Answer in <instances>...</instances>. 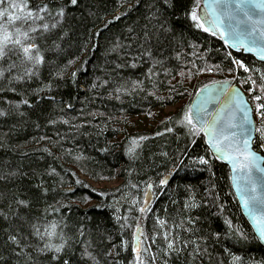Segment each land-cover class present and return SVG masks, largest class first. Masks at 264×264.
<instances>
[{
  "label": "trees",
  "instance_id": "16d2710c",
  "mask_svg": "<svg viewBox=\"0 0 264 264\" xmlns=\"http://www.w3.org/2000/svg\"><path fill=\"white\" fill-rule=\"evenodd\" d=\"M152 2L153 0H140L139 3L137 0H127L126 3H122V0H81L78 7H70V15L64 25V31H67L68 35L62 42L63 51L58 54L57 61L61 67L67 65L69 60L74 63L67 66L66 75L62 80L55 81L58 87L49 93L54 95L56 100L30 97L37 106L32 109L24 106V117L13 115L0 118V142L6 145L0 148V174L18 168L44 169L48 166L56 168L59 173V176H45L50 187L54 189L48 194L47 202H59L69 207L60 208V212L53 213L49 219H59L61 216L66 218L68 227L65 232L74 237L69 241V258L72 264H93L87 257L82 256L89 242L91 246L88 250L96 255L100 264H129L132 260L130 246L127 250L111 247L112 244H119L122 239L120 224L114 215L115 208H120L118 214L121 216H140L135 210L132 213L126 212L127 208L133 207L130 204L133 196L139 194L142 202L146 182L158 183L159 179L172 169L173 164L178 163L180 157L177 155V149L184 146L185 130L179 125L169 124L168 118L181 114L202 85L214 79L232 78L242 87L253 108L255 106V101L251 100L253 93L247 91L250 82L240 81H246L251 75L259 82V74L244 72L243 69L228 70L236 66L231 63V57L227 56L230 51L223 41L195 28L191 21L184 17L183 12L191 7L192 0H175V8L168 13L175 32L168 35L163 46L157 44L155 39L144 45L150 47L155 56L164 60V67L170 70L168 74L161 70L159 75L148 80L145 74L151 62L147 57L135 68L128 63L131 54L139 50L138 45L144 43L142 34L145 25L150 33L155 31L152 26L155 21L148 20L149 5ZM173 11L175 17L172 16ZM117 16L120 18L114 19ZM129 28L134 32L130 33ZM134 35L141 39L132 40ZM177 52L180 53L179 59ZM193 52L195 55H192ZM232 56L244 60L250 67L264 71V63H259L252 57L242 54ZM217 66L219 71L216 70ZM209 68L212 71H208ZM72 72L77 73L74 80ZM48 79V72L44 70L42 77L32 82V87H38L41 80ZM105 80L109 83L104 84ZM134 80L144 82L143 91L139 88L132 90L131 82ZM93 83L98 87L91 88ZM121 83L129 88L131 94L114 91ZM7 95L10 99H20L14 93ZM117 96L120 98L117 99ZM68 104L73 107L68 108ZM177 105L179 108L173 112L156 118L157 112L161 113L166 108ZM5 106L0 103V107ZM255 117L257 127H260L262 121L258 115L255 114ZM49 118L57 119L58 122L50 125L47 123ZM64 119L70 121V124H64ZM153 120L156 121L154 124ZM37 121L41 124L39 129L34 126ZM84 121L87 123H82ZM14 124L18 127L14 128ZM166 125L175 127V131L156 136L155 133L163 132ZM40 136L51 139L39 140ZM140 136H147L148 139L140 141ZM177 136L180 138L177 139ZM134 139L141 145L136 149L135 158L127 152ZM54 140H59L60 144H53ZM256 142L259 144V139H256ZM45 147L51 149L54 156L41 151ZM103 148L109 150L101 151ZM67 150H71V155L67 154ZM23 152L29 154L24 156ZM164 152H168L169 157H165ZM81 153L82 158L77 160L76 156ZM203 154L211 155L207 152L203 138H197V143L191 147L189 155ZM183 159L184 165L173 174L168 186L163 189V194L159 188L154 189L159 198L152 203L153 210L164 216V210L167 208L171 217L179 219L177 213L186 212L182 205L191 191L186 186H193L197 200L205 198L213 201L214 196L209 197L205 190L210 189L214 183L215 188L212 191L219 193L217 202L225 203V215L254 234L232 189L229 168L213 159L212 170L215 175L212 176L202 165L187 166L190 165L187 156ZM87 178L94 183L107 184L117 181L118 184L109 188H95L87 182ZM77 180L81 183L77 184ZM32 183L33 181L29 180L23 181L22 186L29 190V195L35 191L31 189ZM133 184L138 185V188H133ZM15 186L20 187L21 182L15 181ZM9 190H14V183L0 180V191ZM172 200H176V203L173 204ZM44 207L45 204L41 201L33 212H42ZM215 212L216 208L209 203L193 210L191 214L202 217L200 224L205 233L210 230L223 233L225 225L220 217L212 214ZM147 217V220L142 221L146 231L150 230L154 222L152 213H148ZM81 225L85 233L83 237L79 235ZM2 226L5 225L0 224V227ZM133 231L134 228L124 229L123 237L131 241ZM195 235L199 236L201 233L197 232ZM2 239L3 233L0 232V244ZM208 244L211 259L205 255L195 260L194 264H219L220 260L228 264L229 257L223 251L225 246L245 257L246 261L249 258L253 261L264 260V247L255 239L247 244H237L232 240H223L222 243L209 240ZM0 251L8 255L6 250ZM108 251L111 255L105 254ZM9 264H13L12 260H9ZM173 264H192V258L185 257L182 253L179 259L173 258Z\"/></svg>",
  "mask_w": 264,
  "mask_h": 264
},
{
  "label": "snow or ice",
  "instance_id": "6c2138e0",
  "mask_svg": "<svg viewBox=\"0 0 264 264\" xmlns=\"http://www.w3.org/2000/svg\"><path fill=\"white\" fill-rule=\"evenodd\" d=\"M80 2L81 0H38V2L36 0H0V103L6 105L0 107V118H9L13 115L24 117L26 115L24 106L28 109L37 106L30 97H36L39 100H56V97L49 93L58 87L55 81L64 78L67 66L74 63L69 60L63 67L58 65L57 57L63 51L62 42L68 35L67 31H64V25L70 15L69 8L78 7ZM126 2L127 0H122V3ZM139 2L140 0H137V3ZM149 7L148 20L149 22L155 21L152 25L155 31L150 33L145 25L142 34L144 43L138 45L139 50L131 54L128 63L135 68L147 57L151 63L147 68L145 78L152 80L154 76L160 74L161 70L165 74H168L170 70L164 67L162 58L155 56L152 49L144 45L155 39L157 44L163 46L167 42L168 35L174 34L175 29L168 13L175 8V0H153ZM183 15L191 21L195 28L210 33L212 36H219L229 48L255 53L261 61H264V0H192L191 7L186 9ZM172 16L175 17L174 11ZM119 18V16L114 17V19ZM128 31L134 32L132 28ZM139 39L141 37L135 35L132 37L134 41ZM118 46L123 47V45ZM130 48L131 43L128 44V49ZM192 55H195V52ZM176 56L179 59L180 53L177 52ZM227 56L231 57V63L236 66L229 68V71L243 69L244 72L259 74V82L251 75L246 81H240L241 83L250 82L247 91L253 93L251 100L255 101V106L253 108L249 103L244 92L230 86L228 81H224L223 84L229 85V89H220V95H226V100L214 113H209L202 105H197L195 108L189 105L175 118H168L169 124L179 125L185 130L184 146L177 149V155L180 157L178 163H174L172 169L163 175L158 183L146 182L142 202L139 194L133 196L130 201L133 207L127 208L126 212L132 213L135 210L141 214L140 216H129L128 214L121 216L118 214L120 208H115L114 215L120 224L122 239L119 244H112L111 247L127 250L130 246L133 258L129 264H158V262L159 264H173V258L179 259L182 253L185 257L192 258V264L205 255L211 259L209 240L215 243L232 240L237 244H247L255 239L264 244V155L253 148L256 139H259L260 143L257 147L264 150V71L250 67L244 60L233 57L231 52L227 53ZM124 66L119 65V67ZM44 70H47L49 79L41 80L40 85L33 88L32 82L41 78ZM204 70L199 69V71ZM207 70L212 71L211 68ZM216 70H220L219 66ZM76 75V72L71 73L73 80ZM108 83L109 81H104V84ZM143 83L141 80L132 81V90L139 88L143 91ZM212 83L220 82L213 81ZM97 87L95 83L91 85V88ZM204 88H208V85H204ZM114 91L131 94L129 88L122 83ZM8 93H14L20 99H10ZM119 98L117 96V99ZM67 107L71 108L73 105L68 104ZM254 111L262 121L260 127L256 126L253 119ZM57 122V119L53 118L47 120L50 125H55ZM63 123L70 124V121L64 119ZM82 123H87V121ZM34 126L39 129L41 124L37 121L34 122ZM70 126L77 127V125ZM13 127H18V125L14 124ZM174 131L175 127L166 125L163 132L158 131L155 135L162 136ZM179 138L177 136V139ZM197 138H203L207 145V152L211 153L210 156L207 154L189 155L191 147L197 143ZM45 139L51 138L39 137V140ZM138 139L144 141L148 137L140 136ZM52 142L55 145L60 144L59 140ZM5 146L3 142H0V148ZM140 147L141 145L134 139L133 145L128 148L127 152L135 158L136 149ZM108 150V148L101 149L105 152ZM41 151L54 156L51 149L47 147ZM28 154V152L22 153L24 156ZM67 154L71 155V150H67ZM163 155L169 157L168 152H164ZM82 156L83 153L77 155L76 159L79 160ZM185 156L190 161V165L187 166L202 165L212 176L215 175L212 170L213 159L226 161L230 165L235 196L239 198V202L246 210L253 225L254 234L249 233L225 215V203L217 202L219 193L212 191L215 188L214 183L210 189L205 190L209 197L214 196L213 201L205 198L197 200L193 186H186L191 191L182 205L186 212L177 213L179 219L171 217L167 208L164 210V216L158 215L153 210L151 205L155 199L159 198L153 189L159 188L163 194V189L168 186L169 179L181 165H184L183 157ZM53 175L59 176V173L51 166L44 169L29 167L28 170L18 168L6 174H0V180L14 183V190L0 191V204H2L0 224L5 225L0 227V232L3 233L0 249L8 252L6 256L3 251H0V264H9V260H12L13 264H45V262L46 264H53V262L72 264L69 258L71 251L69 241L74 237L68 236L65 232V228L68 227L66 218L61 216L59 219H49L53 213L60 212V208L69 207L59 202L57 204L47 202L48 194L54 189L50 187L45 176ZM17 180L21 182L20 187L15 186ZM24 180L33 181L31 189L35 191L31 195H29V190L22 186ZM76 183L80 184L81 181L77 180ZM132 187L138 188V185L133 184ZM41 201L45 204L43 211L33 212ZM171 202L175 204L176 200ZM209 203L216 208V212L212 214L223 220L225 225L223 233L215 230L205 233L200 224L202 217L191 214L193 210ZM101 206L97 205V207ZM148 213H152L154 222L150 230L146 231L142 221L147 220ZM126 228H134L131 241L123 237V230ZM197 232L201 235L196 236ZM185 233L188 235L185 236ZM84 234V228L81 225L79 235L83 237ZM90 246L89 242L82 256L87 257L93 264H100L96 255L88 250ZM223 251L229 257L228 264H264V260L253 261L249 258L246 261L245 257L226 246ZM105 254L111 255V252L108 251ZM219 264H225L224 260H220Z\"/></svg>",
  "mask_w": 264,
  "mask_h": 264
},
{
  "label": "water",
  "instance_id": "95a60500",
  "mask_svg": "<svg viewBox=\"0 0 264 264\" xmlns=\"http://www.w3.org/2000/svg\"><path fill=\"white\" fill-rule=\"evenodd\" d=\"M209 18H211V17H209ZM207 34H210V33H207ZM216 37H218L219 39H221L219 36H216ZM223 43H224V41H223ZM225 46L229 49V51L232 54H242L244 56H249V57L254 58L259 63H264V61H261L259 59V57L256 56L255 53H248V52H243V51H237L235 49L229 48L227 45H225ZM213 81H217V82H220V83L213 84L212 83ZM224 81H228L230 86L239 88L242 92H244L243 89L239 85L235 84L232 79H230V78H219V79H215V80H212L210 82L205 83L204 85H208V88H206V89L204 88V85H202L195 92V94L192 97L189 105H192L194 108L197 105H202V106H204V107L207 108V110H208L209 113H214L216 111V109H218L225 102V100H226V95H220V89H222V88L223 89H229V85L223 84ZM201 89H203V91H201ZM197 93H199V95H197ZM244 94L247 97V95H246L245 92H244ZM249 103H250V101H249ZM253 119L255 120L256 126H257V121H256V117H255L254 112H253ZM253 148H254V144H253ZM258 152H260V151H258ZM260 153H261V155H263L262 152H260ZM219 162L223 163L224 165H226L229 168V170H230V176H231V167H230V165L226 161H219ZM170 179H169V181H170ZM231 185H232V180H231ZM154 189H153V191H154ZM232 189H233L234 194H235V189L233 187H232ZM236 198L238 200V203L240 205V209H241V212H242L244 218L246 219V221L248 222V224L250 225V227L253 230V225L251 223V220H250L249 216L247 215L246 210H244L242 204L239 202V198L237 196H236ZM261 245L264 247V244H261Z\"/></svg>",
  "mask_w": 264,
  "mask_h": 264
},
{
  "label": "rangeland",
  "instance_id": "374dc122",
  "mask_svg": "<svg viewBox=\"0 0 264 264\" xmlns=\"http://www.w3.org/2000/svg\"><path fill=\"white\" fill-rule=\"evenodd\" d=\"M177 108H179V105H177L175 107H168L165 110H163L161 113L160 112H157L156 118H159L162 114H167V113L173 112ZM155 122L156 121L153 120L152 121V124H154ZM87 182L90 183L95 188H102V187L109 188V187L116 186L118 184L117 181H114V182H111V183H107V184H104V183H94L93 181H91L88 178H87Z\"/></svg>",
  "mask_w": 264,
  "mask_h": 264
},
{
  "label": "flooded vegetation",
  "instance_id": "af4514ba",
  "mask_svg": "<svg viewBox=\"0 0 264 264\" xmlns=\"http://www.w3.org/2000/svg\"><path fill=\"white\" fill-rule=\"evenodd\" d=\"M257 145H258L257 142H255V143H254V149H260V148L257 147ZM260 152H262V154L264 155V151H263L262 149H261Z\"/></svg>",
  "mask_w": 264,
  "mask_h": 264
},
{
  "label": "bare ground",
  "instance_id": "6f19581e",
  "mask_svg": "<svg viewBox=\"0 0 264 264\" xmlns=\"http://www.w3.org/2000/svg\"><path fill=\"white\" fill-rule=\"evenodd\" d=\"M230 79H232V78H230ZM215 80V79H214ZM233 80V79H232ZM234 81V80H233ZM210 82V81H209ZM235 83V82H234ZM236 84V83H235ZM238 85V84H237ZM241 87V86H240ZM242 88V87H241ZM244 91V90H243Z\"/></svg>",
  "mask_w": 264,
  "mask_h": 264
}]
</instances>
